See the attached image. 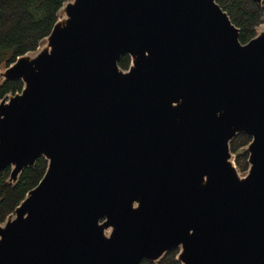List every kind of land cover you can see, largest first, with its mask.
<instances>
[{
	"label": "water",
	"instance_id": "1",
	"mask_svg": "<svg viewBox=\"0 0 264 264\" xmlns=\"http://www.w3.org/2000/svg\"><path fill=\"white\" fill-rule=\"evenodd\" d=\"M60 14L1 73L23 88L0 99V173L48 167L0 224V264H264V22L243 43L218 0Z\"/></svg>",
	"mask_w": 264,
	"mask_h": 264
},
{
	"label": "trees",
	"instance_id": "2",
	"mask_svg": "<svg viewBox=\"0 0 264 264\" xmlns=\"http://www.w3.org/2000/svg\"><path fill=\"white\" fill-rule=\"evenodd\" d=\"M68 0H0V65L10 66L18 56L35 51L46 38L59 17V10ZM232 21L240 28V40L247 43L257 34L264 22V4L254 0H218ZM130 56L125 54L120 66L127 70ZM23 88L20 80H8L0 84V99ZM251 142L248 134H238L231 141V150L241 172L249 168V153L245 147ZM48 160L41 156L36 164L26 168L17 182L9 181L11 167L0 173V224L14 213L27 193L36 187L46 173ZM178 249L169 251L159 262L146 259L141 264H182Z\"/></svg>",
	"mask_w": 264,
	"mask_h": 264
},
{
	"label": "rangeland",
	"instance_id": "3",
	"mask_svg": "<svg viewBox=\"0 0 264 264\" xmlns=\"http://www.w3.org/2000/svg\"><path fill=\"white\" fill-rule=\"evenodd\" d=\"M63 15L62 14H60V18L62 17ZM45 38L41 41V43H40V45H39V47L41 46H43L44 44H45ZM6 68H7V65H5V64H1L0 65V84H1V82L3 81V79H4V77L1 75V73L2 72H4V70H6ZM20 92V91H19ZM10 94V93H9ZM8 95V94H7ZM241 175H246V172H241Z\"/></svg>",
	"mask_w": 264,
	"mask_h": 264
}]
</instances>
